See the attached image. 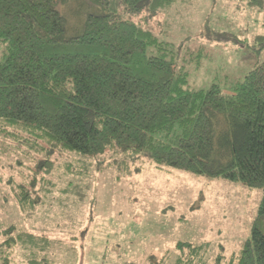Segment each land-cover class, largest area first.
Wrapping results in <instances>:
<instances>
[{
  "label": "trees",
  "instance_id": "trees-1",
  "mask_svg": "<svg viewBox=\"0 0 264 264\" xmlns=\"http://www.w3.org/2000/svg\"><path fill=\"white\" fill-rule=\"evenodd\" d=\"M186 1L88 0L91 11L66 37L58 6L67 0H0V155L21 171L8 195L35 213L58 163L128 176L149 161L240 183L262 191L251 238L212 260L205 244L181 242L173 264H264V62L228 92L191 88L185 45L153 30ZM16 226L0 231V264H11L17 241L30 264L45 262L54 241Z\"/></svg>",
  "mask_w": 264,
  "mask_h": 264
},
{
  "label": "rangeland",
  "instance_id": "rangeland-1",
  "mask_svg": "<svg viewBox=\"0 0 264 264\" xmlns=\"http://www.w3.org/2000/svg\"><path fill=\"white\" fill-rule=\"evenodd\" d=\"M58 9L70 37L92 7L88 0H67ZM170 13L172 18L160 16L153 30L185 45L187 62L181 64L191 88L218 83L228 92L264 62V0H187ZM59 165L47 176L52 186H46L44 206L25 215L6 186L10 177L20 181L21 171L0 155V231L16 224L18 231L47 235L54 246L42 264H173L181 242L205 244L211 260L229 257L251 238L262 198L259 189L149 161L128 176L95 166L77 174L78 169L73 173ZM4 239L0 232V244ZM28 248L15 242L10 263L30 264Z\"/></svg>",
  "mask_w": 264,
  "mask_h": 264
}]
</instances>
